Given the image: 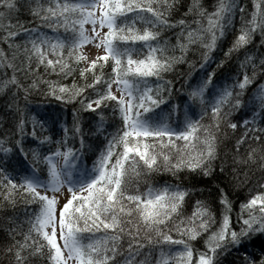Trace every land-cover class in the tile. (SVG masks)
Returning a JSON list of instances; mask_svg holds the SVG:
<instances>
[{
	"label": "snow or ice",
	"instance_id": "6c2138e0",
	"mask_svg": "<svg viewBox=\"0 0 264 264\" xmlns=\"http://www.w3.org/2000/svg\"><path fill=\"white\" fill-rule=\"evenodd\" d=\"M0 264H264V0H0Z\"/></svg>",
	"mask_w": 264,
	"mask_h": 264
},
{
	"label": "trees",
	"instance_id": "16d2710c",
	"mask_svg": "<svg viewBox=\"0 0 264 264\" xmlns=\"http://www.w3.org/2000/svg\"><path fill=\"white\" fill-rule=\"evenodd\" d=\"M68 83H71V79H69ZM37 99H39V98L37 97ZM253 194H254V193H253Z\"/></svg>",
	"mask_w": 264,
	"mask_h": 264
},
{
	"label": "rangeland",
	"instance_id": "374dc122",
	"mask_svg": "<svg viewBox=\"0 0 264 264\" xmlns=\"http://www.w3.org/2000/svg\"><path fill=\"white\" fill-rule=\"evenodd\" d=\"M93 54H95V49H93Z\"/></svg>",
	"mask_w": 264,
	"mask_h": 264
}]
</instances>
